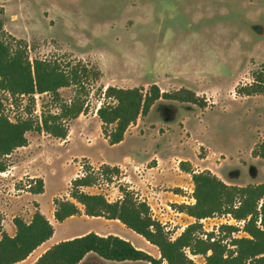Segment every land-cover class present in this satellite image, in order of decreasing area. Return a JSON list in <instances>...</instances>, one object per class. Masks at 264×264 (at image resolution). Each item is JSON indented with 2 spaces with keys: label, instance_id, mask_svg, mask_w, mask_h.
I'll return each instance as SVG.
<instances>
[{
  "label": "rangeland",
  "instance_id": "374dc122",
  "mask_svg": "<svg viewBox=\"0 0 264 264\" xmlns=\"http://www.w3.org/2000/svg\"><path fill=\"white\" fill-rule=\"evenodd\" d=\"M0 19L7 35L27 43L31 60H58L64 65L81 61L102 72L100 81L88 87L86 113L68 121L67 139L72 142L29 132L26 148L8 157L10 172L0 173L1 205L10 207L19 196L13 188L24 190L34 184L27 178L32 173L47 177L49 188L42 201L49 207L52 195L65 193L66 179L79 168L83 175L88 171L97 177L91 191L111 202L121 196L119 186L129 187L167 223L175 240L195 222L179 210V205L196 202L191 200L192 179L178 168L179 160L190 161L197 171H211L229 185L264 183V159L253 154L264 142V95L237 92L254 83V73L264 68V0H0ZM153 84L168 93L192 91L201 102L160 100L129 128L125 143L109 145L101 121L95 118L105 88L148 90ZM60 93L70 102L77 90L66 88ZM0 96L12 121L28 117L27 98L14 102L6 93ZM30 107L38 118L59 113V104L50 95H37ZM145 135L146 142L137 137ZM92 141L96 142L89 145ZM155 150L165 160L173 159L160 165L138 163ZM85 158L124 160V168L117 176L106 175L103 166L94 168ZM147 167L156 169L147 175ZM27 213L25 207L13 215L29 221ZM107 223L77 218L60 233L112 231L111 235L134 237L138 248L160 258L158 248L141 236L119 223ZM201 223L207 232L226 224L243 225L229 215ZM47 247L37 250L31 261ZM189 256L196 263L204 262L200 256ZM83 264L147 263H116L92 254Z\"/></svg>",
  "mask_w": 264,
  "mask_h": 264
},
{
  "label": "trees",
  "instance_id": "16d2710c",
  "mask_svg": "<svg viewBox=\"0 0 264 264\" xmlns=\"http://www.w3.org/2000/svg\"><path fill=\"white\" fill-rule=\"evenodd\" d=\"M0 19V93L11 96L14 102L29 100V114L15 122L5 114L0 96V173L8 170V157L29 143L27 133L45 132L66 140L68 121L78 119L88 110L87 98L94 83L100 81V69L78 61L62 64L58 60H31L24 40L7 35ZM254 83L238 89L243 96L264 95V68L253 75ZM75 88L76 96L65 101L60 91ZM37 95H50L59 104V113L34 117L30 106H35ZM104 102L97 110L102 123V134L111 146L122 143L129 128L146 117L160 100L198 104L200 99L189 90L164 92L156 84L148 90L108 86L103 93ZM264 159V142L253 151ZM92 170V167H90ZM180 169L192 177L194 198L190 205H179V210L195 219L175 239L161 223L153 219L147 201L126 185L119 186L121 197L109 201L102 194H90L84 188L95 186L97 177L89 174L71 181L69 195L72 200H54L55 219L63 223L68 218L84 215L120 221L125 227L158 248L160 258L136 248L130 241L117 235L100 236L94 232L55 244L34 264H80L87 255L95 254L116 263L147 264H264V183L248 186L229 185L211 171L196 172L190 162L182 161ZM94 170V169H93ZM120 168L103 165L106 175L117 176ZM33 194H43L44 181L38 180L29 188ZM229 215L242 226L221 225L217 231L204 230L202 220ZM0 213V264H17L25 261L40 246L49 241L55 228L48 218L37 210L30 222L15 217V236L3 230ZM243 232L244 237L235 234ZM190 255L202 257L196 263Z\"/></svg>",
  "mask_w": 264,
  "mask_h": 264
},
{
  "label": "crops",
  "instance_id": "0c3cea01",
  "mask_svg": "<svg viewBox=\"0 0 264 264\" xmlns=\"http://www.w3.org/2000/svg\"><path fill=\"white\" fill-rule=\"evenodd\" d=\"M167 101V100H165ZM174 102H177V101H174ZM180 103H185V102H180ZM152 111V110H151ZM95 118H98L97 116V111L95 113ZM100 121V120H99ZM140 138V141L142 140V142H146L147 141V138H146V135L145 136H137ZM128 139V132L126 133L125 135V139L122 143H125L126 140ZM104 140L108 143V141L104 138ZM66 142H68L67 144H69L70 142H72V139L69 137L67 140H65ZM96 141H92V143H90L89 145H92L93 143H95ZM109 144V143H108ZM121 144V143H120ZM110 145V144H109ZM119 145V144H118ZM116 146V145H115ZM23 148H26V147H23ZM160 152L159 150H155L153 151L149 156L148 158L143 161V162H138L140 163L141 166H146L149 162L151 161H157L158 164L160 165L162 161L164 162H171V160L173 159H170V160H165L162 156L159 155ZM87 160L90 161V164L91 166H93L95 168V166H103V165H109L111 167H118L120 169L124 168V160L126 159L127 160V157L124 158V160L120 161V162H116V163H109L106 159H101L100 161H95L94 159L92 158H85ZM191 160V159H189ZM182 161L179 160L178 161V168H180V163ZM185 162H190V161H185ZM191 163V162H190ZM192 165V163H191ZM194 166L196 165H192L193 169H194ZM139 168V167H137ZM42 169V168H41ZM98 169V168H97ZM156 168H148L147 167V170L145 171V173L148 175L152 170H154ZM195 170V169H194ZM43 171V170H42ZM196 172H200V171H197L195 170ZM10 171H7L6 173H9ZM186 173V172H184ZM31 175H29V177H27L28 179H33L35 180L34 181V184L36 183V180H43L44 181V190L45 192L43 194H33L30 192L29 188H26L24 187V190H21V189H18V188H13V191L17 192L19 194L18 197H16L15 200H12V204L10 205V207H6V206H3L0 204V213L1 215L3 216L4 220H3V230L6 231L10 236H15L16 234V227L13 223V220L15 217H17V215H13L15 212H19V211H23L25 207H27V210H29V213H27V216L30 218V220H26L27 222H30L32 220V217L34 215V213L39 210L40 212H42L47 218L48 220L53 224L54 228H55V233L53 235V237L47 241L46 243H44L42 246H40L37 250H39L40 248H42L43 246H48L42 254H44L48 249H50L52 246H54L55 244H58L62 241H66V240H71V239H74L76 237H80V236H83V235H86L88 233H91V232H94L100 236H108V235H111L112 234V231H103V230H100V229H88V230H85L83 232H75V233H60V230L66 226L69 222L73 221V220H76L77 218H83L84 220H88V221H104L105 223H108L107 224H115L117 225L118 223L123 225L120 221H114V220H106V219H103V218H90V217H87L86 215H84V210H83V207L80 205V208L82 210V215L81 216H74V217H71V218H68L67 220H65L63 223H59L57 222V220L55 219V205H54V200L57 199V198H64V197H67V199L69 200H72L70 198V195H69V189H70V185H71V181L77 177H81L83 176V172L79 169V168H75L74 172L66 179V188H65V193H62V192H56L52 195L51 197V203H50V206L47 207L45 206V204L43 203L42 201V197L47 194V191H48V188H49V182H48V179L46 176L44 175H40V176H35L33 175L32 173H29ZM187 174V173H186ZM191 179V175L190 174H187ZM93 189V187H87V188H84V191L86 193H90V194H97V193H94L92 192L91 190ZM118 189V188H117ZM193 190V189H192ZM119 191V189H118ZM21 192V193H20ZM121 197V196H120ZM119 197V198H120ZM175 197H179L181 198V196L179 194H175ZM25 206V207H24ZM18 217H23V215H18ZM124 226V225H123ZM127 228V227H126ZM130 230V229H129ZM132 231V230H131ZM133 232V231H132ZM135 233V232H133ZM136 234V233H135ZM115 235V234H114ZM138 235V234H137ZM134 236V235H133ZM139 236V235H138ZM1 232H0V239H1ZM121 238L125 239V240H128L130 241L136 248H138L136 246V240L134 237H131V236H122ZM143 238V237H142ZM144 239V238H143ZM146 241V240H145ZM147 242V241H146ZM138 249H141V250H144L142 248H138ZM34 251L35 252H37ZM145 251V250H144ZM33 253V254H34ZM31 254L29 256L28 259H26L25 261L23 262H20V263H17V264H34L37 259L42 255L40 254L33 262L31 261V256L33 255ZM92 254H89L86 256V258L80 263V264H83L84 261L89 257L91 256ZM32 263H31V262Z\"/></svg>",
  "mask_w": 264,
  "mask_h": 264
},
{
  "label": "built area",
  "instance_id": "2783aa9c",
  "mask_svg": "<svg viewBox=\"0 0 264 264\" xmlns=\"http://www.w3.org/2000/svg\"><path fill=\"white\" fill-rule=\"evenodd\" d=\"M31 185H32V184H28V185H26V188H30ZM191 200H192V202L195 201L194 198H192ZM192 204H193V203H192ZM148 205H149V204H148ZM149 206H150V205H149ZM169 209H170L172 212H174V211H173L174 209L172 210V207H169ZM151 210H152V209H151ZM152 216H153V219H154V220H156V221H158L159 223H161L162 226H164V227L166 228V230H168V228H167V223L164 222L163 220H161L160 218H158L157 215H153V210H152ZM240 224H241V223H240Z\"/></svg>",
  "mask_w": 264,
  "mask_h": 264
}]
</instances>
